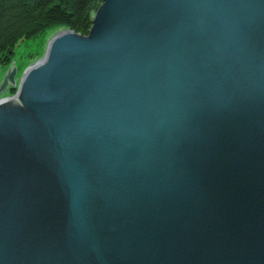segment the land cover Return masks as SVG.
Here are the masks:
<instances>
[{"label":"water","instance_id":"1","mask_svg":"<svg viewBox=\"0 0 264 264\" xmlns=\"http://www.w3.org/2000/svg\"><path fill=\"white\" fill-rule=\"evenodd\" d=\"M0 83V264H264V0H102Z\"/></svg>","mask_w":264,"mask_h":264},{"label":"trees","instance_id":"2","mask_svg":"<svg viewBox=\"0 0 264 264\" xmlns=\"http://www.w3.org/2000/svg\"><path fill=\"white\" fill-rule=\"evenodd\" d=\"M101 1L0 0V65L14 62L19 44L46 36L49 31L68 28L87 34ZM29 57L31 61L34 56Z\"/></svg>","mask_w":264,"mask_h":264},{"label":"rangeland","instance_id":"3","mask_svg":"<svg viewBox=\"0 0 264 264\" xmlns=\"http://www.w3.org/2000/svg\"><path fill=\"white\" fill-rule=\"evenodd\" d=\"M63 28H59L57 30H52L48 32V35L46 36H42L39 37L37 39H31V40H27L26 42H23L21 44H19L16 47V51H15V55L13 57L14 62L16 63V65L18 66V74H17V78L16 80L19 82V79L23 73V69L24 67L27 65V63L30 62V55L32 56H36L38 54V52L43 48V46L49 41V39H51L56 33L59 32V30H62ZM9 66H5L2 67L0 65V83L1 80L3 78V76L5 75L7 68ZM5 95H3L1 98H5L7 96H11L14 95L11 90H6V92H4Z\"/></svg>","mask_w":264,"mask_h":264},{"label":"bare ground","instance_id":"4","mask_svg":"<svg viewBox=\"0 0 264 264\" xmlns=\"http://www.w3.org/2000/svg\"><path fill=\"white\" fill-rule=\"evenodd\" d=\"M63 29H65V28H63Z\"/></svg>","mask_w":264,"mask_h":264},{"label":"flooded vegetation","instance_id":"5","mask_svg":"<svg viewBox=\"0 0 264 264\" xmlns=\"http://www.w3.org/2000/svg\"><path fill=\"white\" fill-rule=\"evenodd\" d=\"M7 67V66H6ZM9 90V89H8Z\"/></svg>","mask_w":264,"mask_h":264}]
</instances>
